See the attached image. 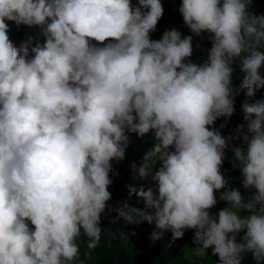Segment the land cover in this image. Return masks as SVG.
<instances>
[{"label": "clouds", "instance_id": "9594fccd", "mask_svg": "<svg viewBox=\"0 0 264 264\" xmlns=\"http://www.w3.org/2000/svg\"><path fill=\"white\" fill-rule=\"evenodd\" d=\"M252 3L181 0L191 35L172 28L152 39L161 0H0V264H84L78 241L97 247L106 208L154 225L152 241L193 230L199 256L241 264L250 253L264 264V99L242 104L236 135L215 127L241 90L264 87V14ZM9 21L43 39L17 46ZM193 36L210 42L202 62L191 59ZM132 133H152L130 165L150 183L126 185L143 208L113 207L112 161ZM229 148L247 194L221 172ZM218 191L232 208L213 214Z\"/></svg>", "mask_w": 264, "mask_h": 264}, {"label": "trees", "instance_id": "16d2710c", "mask_svg": "<svg viewBox=\"0 0 264 264\" xmlns=\"http://www.w3.org/2000/svg\"><path fill=\"white\" fill-rule=\"evenodd\" d=\"M133 3H136V0H133ZM161 3L164 8V13L162 18L158 21L157 27L155 32L151 33L150 36L152 39H159L163 31L167 29L176 28L181 31L182 35H191L190 30L183 24L182 16L179 13L178 9L181 3V0H161ZM250 11L256 14H264V0H253V3L250 7ZM10 25V31H9V38L16 44L17 46L20 44V42L28 35H32L34 37H37L39 39H43L42 37H39L38 32L39 30L36 28H29L27 26H20L19 28L16 27V25L12 22H8ZM197 44L201 45V47H197ZM210 47V42L208 39L198 36H193V56L191 59L194 62H202L203 58L206 57L207 48ZM239 71L237 70V73L233 75V85L238 87L240 83L239 78ZM264 99V87L260 88L256 93L254 97H247L244 94V91L241 90L238 95L235 96V112L234 114L227 120H225L223 117L218 119L215 122V127L220 128V126L223 124L224 127L220 128L222 130L231 129L236 134V126L238 124H245L246 121H244V113L242 110V104L244 103H252L256 100ZM246 131V127H245ZM130 135V141L134 138H136V134L132 133ZM239 140H242V137L237 136ZM153 145V143H152ZM113 165V171L110 173V177L112 179V182L115 184L126 187V185L132 184L137 187L140 185H149V181L147 180H139V179H133L131 183L125 184L124 179L126 178L125 175H114V173L117 171V161H112ZM221 172L225 175L226 178H229V186L230 187H236L241 190L242 193L247 194L245 190L241 187L240 183V173L238 168H233L231 161H225L223 163V166L221 167ZM128 191V189H127ZM222 191V190H221ZM220 192L218 191L216 193L217 196V205L212 208L210 211L215 214L218 209L227 206L225 205L224 201L219 200ZM132 196H135L133 194ZM137 198V197H136ZM137 207L143 208V201L139 200V203ZM124 227L127 230H132L136 228L149 230L152 229L150 234L154 230V225L148 224L146 221L140 222L138 224H125L123 222ZM101 227H102V234L101 239L95 249H89L88 253H81V259L84 261V264H218L217 257L212 256L210 251H206L205 255L199 256L196 253L197 245L193 244V230H187L183 236V238H180L185 242V244L181 243H168L165 247L163 244H160L158 240L153 241V246L151 249V252L149 256H144L140 254L136 248L129 249L125 252H121L118 255H113L112 253L107 251V241L110 239L112 241L113 238H109L106 236L103 232L105 228L110 229L111 231H116V226L114 223H112L106 214H104L101 218ZM81 246V250H86V238L81 236V238L78 241ZM121 245V244H119ZM241 264H255V262L252 259V256L250 253L245 254L241 259Z\"/></svg>", "mask_w": 264, "mask_h": 264}, {"label": "rangeland", "instance_id": "374dc122", "mask_svg": "<svg viewBox=\"0 0 264 264\" xmlns=\"http://www.w3.org/2000/svg\"><path fill=\"white\" fill-rule=\"evenodd\" d=\"M221 130L222 135L225 134V136H230V135H236L235 132L231 129L227 130ZM153 143V137L152 133H149L145 135L143 138H134L130 141L129 146L126 149V154L125 158L122 161L117 162V171L114 173V175H125L126 178L124 179L125 184H129L133 180L134 173L131 170L130 165L132 163H135L137 166H139L142 162L141 158L144 155L146 151H148L152 147ZM241 143V140L238 138L230 141V145L232 146H237ZM233 159V154L231 152V148L226 149V157L225 161H232ZM109 191L112 193V198L111 200L108 201V204L112 205L113 207L120 206L123 202L127 201V203L131 206L137 207L139 203V199L136 198L135 196L129 197L128 191L125 187L119 186L115 184L114 182L111 183L109 186ZM230 209L232 208L231 205H227ZM105 214L109 218V220L115 224L116 226V231L113 232L108 228H105L103 230L104 234L108 236L109 238H113L115 241L108 240L107 241V251L112 253L113 255H118L121 252H125L129 249L136 248L137 251L144 255V256H149L152 246H153V241L151 240V230H144L140 228L132 229V230H127L124 225L123 219H116L115 216L116 213L115 211L109 212L108 209L106 208ZM123 233V234H121ZM160 244H163L165 247L168 243H181L185 244V242L181 239H176L172 240L171 233L170 232H165L163 237L158 239ZM121 244V245H119ZM88 248L86 250H81V253H88ZM82 255V254H81Z\"/></svg>", "mask_w": 264, "mask_h": 264}, {"label": "built area", "instance_id": "2783aa9c", "mask_svg": "<svg viewBox=\"0 0 264 264\" xmlns=\"http://www.w3.org/2000/svg\"><path fill=\"white\" fill-rule=\"evenodd\" d=\"M225 136V134H223ZM226 137V136H225Z\"/></svg>", "mask_w": 264, "mask_h": 264}]
</instances>
